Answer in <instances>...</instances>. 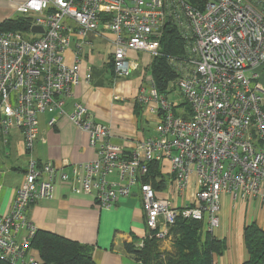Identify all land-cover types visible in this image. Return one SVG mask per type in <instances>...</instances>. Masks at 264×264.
<instances>
[{
	"label": "built area",
	"instance_id": "2783aa9c",
	"mask_svg": "<svg viewBox=\"0 0 264 264\" xmlns=\"http://www.w3.org/2000/svg\"><path fill=\"white\" fill-rule=\"evenodd\" d=\"M15 1V12L29 23L26 31L0 27V130L20 129L28 154L39 136L40 113L66 115L85 130L95 155L79 164L75 192L110 207L136 188L145 226L158 239H165L180 215L203 220L213 233L223 193L264 202V87L255 72L264 62V0ZM167 24L185 41L183 54L167 58L176 77L166 95L157 91L152 78L140 88L137 100L151 114L155 135L126 154L111 142L109 127L90 118L84 104L74 102L69 112L64 110L65 97L79 83L80 55L75 52L69 64L63 52L74 34L85 38L108 31L113 69L126 77L132 68L128 51L159 55ZM33 26L42 32H33ZM182 100L186 106H178ZM55 122L53 115L47 125ZM151 161L168 163L179 195L194 174L192 200L176 206L168 197H157L151 183L142 181ZM56 177L67 180L59 168L29 155L11 211L0 217V262L41 264L31 246L36 228L26 210L53 196Z\"/></svg>",
	"mask_w": 264,
	"mask_h": 264
},
{
	"label": "crops",
	"instance_id": "0c3cea01",
	"mask_svg": "<svg viewBox=\"0 0 264 264\" xmlns=\"http://www.w3.org/2000/svg\"><path fill=\"white\" fill-rule=\"evenodd\" d=\"M15 2L0 0V25L5 19L18 15ZM111 37L108 31L91 33L85 38L73 35L72 43L63 52V60L72 63L74 53L78 52L79 83L72 88L71 95L65 97L64 110L69 112L74 102L84 104L92 120L109 127L111 142L130 154L139 142L155 135L151 114L143 108L140 110L136 104L140 88L151 78L153 57L144 51H128L131 71L128 76L119 77L111 62ZM255 72L256 79L264 87V62ZM53 115L56 122L50 127L47 121ZM36 122L39 136L31 154L26 151L20 129L12 128L6 133L0 130V217L10 213L15 192L25 176L29 155H32L39 164L50 163L67 175V180L54 179L51 198L37 200L27 208L26 219L36 230L86 245L95 264H140L125 249L126 243L136 244L147 234L137 189L110 207L99 206L91 195L75 192L79 186V164L95 155L88 143V133L71 123L66 115L40 113L36 115ZM159 165L165 186L155 189L156 196L168 197L176 206L190 202L196 188L195 175L189 176L187 187L179 195L168 173V163ZM219 221L212 234L224 240L225 249L222 254L213 255L212 264H242L248 258L244 228L255 224L264 230V202L240 193L235 196L223 193ZM166 245L162 248L170 250L171 244Z\"/></svg>",
	"mask_w": 264,
	"mask_h": 264
},
{
	"label": "trees",
	"instance_id": "16d2710c",
	"mask_svg": "<svg viewBox=\"0 0 264 264\" xmlns=\"http://www.w3.org/2000/svg\"><path fill=\"white\" fill-rule=\"evenodd\" d=\"M28 17L16 15L5 19L0 27L3 29H28ZM184 40L177 29L167 24L160 40V54L152 58L151 78L159 93L168 94V83L176 77L167 58L183 54ZM139 109L143 105L136 99ZM178 106H186L184 100ZM177 115V110H173ZM159 162L148 163L147 174L142 181H149L154 189L165 186L164 177L159 170ZM154 231L147 230L141 247L135 243H126L125 249L132 253L140 264H212L214 254L220 255L225 249L224 240L215 237L204 226L203 220L178 216L168 233H172V250H160L158 238ZM244 244L248 258L242 264H264V230L255 224L244 228ZM44 264H95L91 250L86 245L44 230H36L31 239ZM0 264H8L0 262Z\"/></svg>",
	"mask_w": 264,
	"mask_h": 264
},
{
	"label": "rangeland",
	"instance_id": "374dc122",
	"mask_svg": "<svg viewBox=\"0 0 264 264\" xmlns=\"http://www.w3.org/2000/svg\"><path fill=\"white\" fill-rule=\"evenodd\" d=\"M169 97H171V98H174V95L171 93V94H169ZM178 97V99H182V97L180 96V95H178L177 96ZM152 130H153V128L152 127H150ZM154 131V130H153ZM172 239H173V237H172V233H167V236L165 237V239H158V245H159V249L160 250H167L166 249V247L165 248H162V246L164 245V246H167L166 244H171L170 245V250H172L173 248H172V246H173V241H172ZM36 250V249H35ZM170 250H168V251H170ZM36 254H37V256L40 258V256H39V253H38V251L36 250ZM40 261H41V264H44L43 263V261L41 260V258H40Z\"/></svg>",
	"mask_w": 264,
	"mask_h": 264
},
{
	"label": "water",
	"instance_id": "95a60500",
	"mask_svg": "<svg viewBox=\"0 0 264 264\" xmlns=\"http://www.w3.org/2000/svg\"><path fill=\"white\" fill-rule=\"evenodd\" d=\"M31 30H32L33 32H42V28L39 27V26H33V27L31 28Z\"/></svg>",
	"mask_w": 264,
	"mask_h": 264
}]
</instances>
